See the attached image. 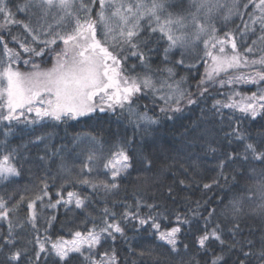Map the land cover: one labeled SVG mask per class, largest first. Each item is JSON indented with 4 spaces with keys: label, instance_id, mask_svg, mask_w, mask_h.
Returning a JSON list of instances; mask_svg holds the SVG:
<instances>
[{
    "label": "snow or ice",
    "instance_id": "1",
    "mask_svg": "<svg viewBox=\"0 0 264 264\" xmlns=\"http://www.w3.org/2000/svg\"><path fill=\"white\" fill-rule=\"evenodd\" d=\"M237 19L239 25L223 31V26ZM0 21V124L5 129V139L0 140V183L21 175L18 149L7 141L16 125L32 126L35 132L36 126L43 129L115 116L134 133L148 135L161 119L147 106L141 110L139 99L151 95L159 113L174 120L185 108L207 100L210 87L230 90L220 93L224 99H214L210 108H201V117L185 127L182 138L191 151L189 165L183 168L186 179L179 184L190 187L186 183L191 179L189 168L196 173L206 159L218 171L217 178L203 184L206 191L221 188V180L227 185L228 170L235 173L236 165L261 166V178L254 187L245 189V195H233L227 203L222 197L216 207L209 208V201H196L195 207L181 213L138 199L135 205H123L118 218L105 201L98 218L85 217L83 223L91 227L72 231L71 238L65 239L53 237L47 228L40 234L38 206L87 212L92 199L66 191L69 183L87 186L93 193L118 191V180L137 158L132 149L135 136L109 143L92 133L77 134L75 155L83 157V162L73 179L72 167L61 155L65 149L49 147L50 134L35 135L29 143L45 145L39 159L55 164L53 158L59 156L67 179L54 196L49 181L42 179L23 217L18 213L24 196L13 203L11 195H0V264H74L78 258L82 264H120L115 248L99 249L117 236L127 243V224L161 242L157 247H166L169 264H229L233 255L232 264H264V230L257 234L249 227L245 234L242 227L249 214L246 201L255 202L251 215L264 218V132L252 136L242 126L245 119L264 118V0H187V4L185 0H0ZM13 29L21 31L14 35ZM161 50L163 57L153 68L150 54L160 56ZM132 58L138 63L129 66ZM49 60L51 67L41 66ZM21 65L28 70L21 71ZM138 67L143 71L137 72ZM200 67L204 73L195 91L187 84V76L176 78L177 69L191 73ZM238 84L255 86L256 91H237ZM222 139L236 147L222 150ZM98 165L109 179L91 177ZM251 172L255 174L256 169ZM231 178L235 180V174ZM168 195L175 202L172 187ZM142 208L147 213L142 214ZM55 220V215L48 218V228ZM194 221L198 224L196 253H190L180 238ZM26 229L34 235L22 247L20 237ZM129 250L141 257L153 251Z\"/></svg>",
    "mask_w": 264,
    "mask_h": 264
},
{
    "label": "trees",
    "instance_id": "2",
    "mask_svg": "<svg viewBox=\"0 0 264 264\" xmlns=\"http://www.w3.org/2000/svg\"><path fill=\"white\" fill-rule=\"evenodd\" d=\"M185 4H187V0H185ZM239 24L240 21L238 19L234 23L229 22L227 26H223V31L234 29ZM218 27H221L219 22ZM20 31V29H13V34L17 35ZM221 35H223V32H221ZM7 39L10 40L11 38L7 37ZM9 46L14 47L11 43ZM240 50L241 52L243 51L242 48ZM150 55L153 60L152 67L156 68L163 57V52L161 50L160 56H156L154 53ZM136 63L138 62L135 58L128 61L129 66ZM41 66L44 68L51 67V61H46ZM27 70V68L21 65V71ZM136 71L142 72L143 70L138 67ZM177 72L179 75L176 78L179 79L180 76H187V84L195 91V85L200 75L204 73V68L200 67L198 72L193 70L191 73H188L186 70L181 69H177ZM234 87L237 91L245 94L256 91V87L252 85L238 84ZM229 90L228 88L217 89L210 87L209 92L211 95L207 100H202L198 105L185 108V111L182 114H177L178 118L174 120H167L159 113V107L158 105H153L151 95L139 99L137 104L141 110H144L145 106H147V108L153 109L156 116L161 119L160 125L154 126L156 130L148 135L139 132L134 133L133 128L126 121L117 120L115 116H103L102 119L97 121H72L67 124H60L56 127L48 126L43 129L36 126L35 132H33L32 126L25 127L23 124L16 125L13 133L7 137V141L9 147L18 149L17 162L21 169V175L12 178L10 182L0 183V195L5 197L11 195L13 197V203L19 200L21 196L25 197V203L21 206V210L18 213L20 217L25 215L24 208H26V203L34 197L42 179L49 181L50 192L54 196L56 190L67 179L60 169V157L53 158L56 161L55 164L51 160L41 161L39 156L44 154L45 145L42 143L37 147L30 144L29 141L34 139L35 135L50 134V138L46 140V143L49 147L54 145L56 148L63 147L65 149L61 155L64 156L68 165L72 167V178L74 179L80 172L83 157L76 158L75 154L79 150L75 148L73 137L77 136V134L85 133L98 135L101 139L109 143H114L125 137L130 138L135 136V143L132 145V149L135 150L137 158L133 162V167L118 180L120 187L114 193H108L107 195L103 191L93 193L92 189L78 183H69L66 185V191H78L92 199V204L87 212H81L75 209L66 211L63 207H58L57 209L43 208L41 210L38 206V211H40L38 227L40 228L41 235L44 234V230L47 228L48 233L53 237L64 236L65 239H70V233L72 231L91 227L90 223H83L85 217L90 215L91 218H98L101 210L105 206V201L118 214L119 218V214L124 211L123 205H135L138 199L147 203H156L160 205L161 210L167 209L173 212L179 210L181 213H184L189 208L195 207L196 201H201L202 204L204 201H209L207 207L211 208L216 207L222 197L225 198L224 203H227L228 199L233 195H245L244 190L253 188L261 178V166L236 165L234 166L235 173L231 169L228 170L229 181L227 185L221 180V188L206 191L202 187L203 184L211 183L214 178L218 177V171L215 170L214 163L210 159H206L196 173H193L189 168L187 175L191 179H188L186 183H190V187L180 185L178 182L181 179H186L183 168H187L189 165L188 156L191 151L186 147V140L182 138L185 127L201 117V108H210L214 99H224V96L220 93ZM224 111L226 114L228 113L227 109ZM149 114L151 115L152 112H149ZM235 115L239 116L240 113L237 112ZM242 126L252 136H256L257 133L264 132V118L258 117L255 121L245 119L243 120ZM4 131L3 124H0V140L5 139ZM221 147L222 150H230L236 147V145H228L227 141L222 139ZM140 157H143V159ZM245 168L248 170L245 171ZM252 168L256 169L255 174L251 172ZM233 174H235V180L231 178ZM85 175L88 174L85 173ZM91 177L104 180L110 178L109 175H105V170L102 165H98L96 170L91 173ZM169 187H172L176 193L175 202L169 198ZM220 207H223V205ZM244 207L245 212L249 213L244 216L242 223L245 234H247L249 227L257 230V234H259L258 230H264V218L251 215V209L255 207V202L246 201ZM147 211V208L141 209L142 214L147 213ZM52 215L56 216V220L53 222L52 227L48 228L47 220ZM164 224L167 226L168 222L165 221ZM197 227L198 224L194 221L192 229H186L185 234L180 238L183 244L189 246L190 253H196L194 236L198 234L196 233ZM4 228L6 229V225H4ZM125 232L129 238L127 243L123 238L117 236L114 242L111 240L105 242L99 251L115 248L120 264H169L166 247H157L161 242L155 240L147 232L142 231L137 233L132 224L125 226ZM33 235L31 229H26L20 237L21 246H25L27 241L32 239ZM27 247L31 252L32 245L28 244ZM130 247L136 253L150 248L153 250L152 255L145 254L143 257L138 254L134 255L129 250ZM234 259L235 256L233 255L229 259V264H232ZM74 264H82V258H78L74 261ZM201 264H203V261H201Z\"/></svg>",
    "mask_w": 264,
    "mask_h": 264
}]
</instances>
